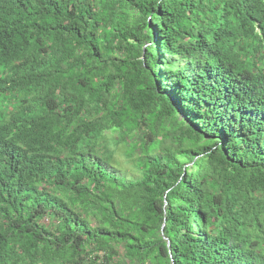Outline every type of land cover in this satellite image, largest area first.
<instances>
[{"label": "trees", "instance_id": "obj_1", "mask_svg": "<svg viewBox=\"0 0 264 264\" xmlns=\"http://www.w3.org/2000/svg\"><path fill=\"white\" fill-rule=\"evenodd\" d=\"M0 264H264V0H0Z\"/></svg>", "mask_w": 264, "mask_h": 264}, {"label": "rangeland", "instance_id": "obj_2", "mask_svg": "<svg viewBox=\"0 0 264 264\" xmlns=\"http://www.w3.org/2000/svg\"><path fill=\"white\" fill-rule=\"evenodd\" d=\"M114 147V146H112ZM123 145H119V147L117 148L115 157L117 160V163H114V166L117 167V169H119L121 171L122 174L130 177V176H134L137 177L138 173L137 171L133 168V161L132 159H129L123 151Z\"/></svg>", "mask_w": 264, "mask_h": 264}, {"label": "water", "instance_id": "obj_3", "mask_svg": "<svg viewBox=\"0 0 264 264\" xmlns=\"http://www.w3.org/2000/svg\"><path fill=\"white\" fill-rule=\"evenodd\" d=\"M167 239V237H165Z\"/></svg>", "mask_w": 264, "mask_h": 264}]
</instances>
